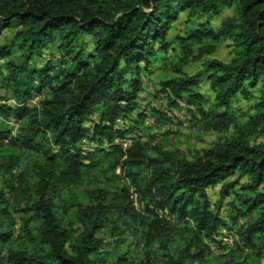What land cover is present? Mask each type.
I'll return each mask as SVG.
<instances>
[{
    "label": "trees",
    "instance_id": "1",
    "mask_svg": "<svg viewBox=\"0 0 264 264\" xmlns=\"http://www.w3.org/2000/svg\"><path fill=\"white\" fill-rule=\"evenodd\" d=\"M226 8L233 14L217 30L200 31L208 38L201 50L229 40L231 60L209 59L199 72L162 79L160 92L170 111L186 110L201 128L222 133L233 126L236 133L193 159L137 137L125 148L114 142L143 126L142 72L157 50L168 48L179 12L197 10L211 19ZM10 26L14 34L0 45V176L7 187L0 188V264H205L210 242L229 225L220 216L227 197L233 224L249 217L239 228L238 251L246 249L260 264L264 141L253 134L264 121V0H0V33ZM54 43L62 51L58 65L38 63ZM205 74L214 92L207 106L196 92ZM255 88L258 116L250 128L239 126L232 102L251 98ZM135 111L129 128L115 125ZM84 138L96 148L82 149ZM24 154L35 156L31 164ZM14 169H21L17 185L10 179ZM29 180L36 193L24 206L10 204L7 195H20ZM219 182L212 203L207 189ZM12 211L26 228L16 242ZM100 231L116 236V245L132 235L143 248L133 256L102 251Z\"/></svg>",
    "mask_w": 264,
    "mask_h": 264
},
{
    "label": "rangeland",
    "instance_id": "2",
    "mask_svg": "<svg viewBox=\"0 0 264 264\" xmlns=\"http://www.w3.org/2000/svg\"><path fill=\"white\" fill-rule=\"evenodd\" d=\"M233 14L232 8H226L220 15L208 19L206 15L200 13L197 10H183L179 12L177 19L171 24L168 30V48L166 50H157L151 57L150 65L146 70H143L141 76V89L138 93V102L140 107L138 112H142L146 115L144 118L143 126L136 131H128L123 138L127 135H132L134 138H140L142 141H148L149 143L157 144L164 150H179L182 155L188 159H193L196 156H200L203 152L210 148L215 142L223 140L225 137L232 136L236 133V128L230 126L226 132L216 133L211 130H206L196 124V121L192 119L190 113L186 114V110H179L173 108L170 111L169 103L165 99L164 93L160 92V81L162 79H168L179 75H190L201 71L204 68V62L209 59H219L221 61L228 62L233 57V47L229 40H218L211 52H205L201 50V46L208 41V38L204 36L200 31L202 29L210 28L217 30L221 22ZM16 30L15 26H10L4 29L0 33V45L7 42ZM200 34V39L192 38L191 34ZM88 42V48L92 47L91 36L86 37ZM157 46V45H156ZM62 51L57 48V43L51 46V48H45L42 51V55L37 58L38 63H43L47 60H51L52 64H57L61 58ZM1 63V62H0ZM4 73L3 69H0V76ZM2 89H0V94ZM201 96H204V106H207L208 102H212L214 92L210 87V81L205 74L196 89ZM258 92L255 89L252 90V97L245 98L239 96L234 99L231 105V113L234 114L239 126L246 125L250 128V122L258 113L255 110V104L257 102ZM206 97V98H205ZM37 99H35L36 103ZM208 101V102H207ZM181 107L187 108L186 104ZM125 120H120L115 123L119 128L125 129L133 125L136 117V112ZM12 133L16 132L17 123L10 120L6 122ZM87 128L92 127V122L87 123ZM139 136V137H138ZM253 137L258 140L264 141V121L260 120L257 126V131L254 132ZM118 141L115 139L114 142ZM80 146L85 150H94L96 147L88 146L86 142H81ZM108 145H102V148H107ZM35 156L30 154H24V159L27 164L33 162ZM13 176L10 178L14 185H17L18 178L20 177L21 169H14ZM116 172H119L117 169ZM237 175H234L225 180L230 182L234 180ZM246 182V177L239 179V184ZM3 179L0 176V188H3L4 192H7V187L4 185ZM223 182L217 183L215 186L208 188L207 193L210 201L213 203L219 198V189ZM93 186V185H92ZM238 185L235 187V189ZM20 195H14L15 192L9 194V202L14 205V202L21 203L22 206L26 204V199L36 193V186L32 180L27 181L24 187L21 188ZM132 192V190H130ZM230 198L224 200L220 209V216L225 218L228 222V226L221 228L216 235V242H210L211 253L206 258L205 264H255L257 256L249 254L246 249L238 251L239 243V228L240 225L246 222L249 217H243L232 223L230 219V213L233 211L227 203ZM134 205L138 210H142L141 206L134 200ZM13 210V209H12ZM15 217L16 224L14 226L15 233L13 240L25 239L22 235H25L26 228L23 227V219L21 213L12 211ZM120 221L121 217L119 216ZM232 231V232H231ZM21 235V236H20ZM98 236L102 238V251H109L113 255L119 252H129V254L135 255L139 252L143 246L136 242V238L132 235L126 236V239L120 245H116V236H112L105 231H100ZM248 253V254H247ZM260 264H264V259L261 258ZM106 264H111L108 261ZM192 264H198L197 262Z\"/></svg>",
    "mask_w": 264,
    "mask_h": 264
},
{
    "label": "built area",
    "instance_id": "3",
    "mask_svg": "<svg viewBox=\"0 0 264 264\" xmlns=\"http://www.w3.org/2000/svg\"><path fill=\"white\" fill-rule=\"evenodd\" d=\"M35 99H37V97H34V98L32 99V102H33V103H35ZM9 102L12 104L14 101H13L12 99H10ZM120 120H121V119L118 118V119L116 120V122H117V121H120ZM117 139H118V141H116V143L120 144L123 148H125V147L131 145L132 142H133V140H134V138H133L132 135H127V136H125V137H123V138H117ZM81 142H86V143L88 144V146H91V147H96V146H97V143H96V142L91 141V140H87L86 138L82 139ZM81 142H80V143H81ZM104 144L109 145V143H106V142H105ZM104 144H103V145H104ZM81 148L84 149L83 146H82ZM84 150H85V149H84ZM130 197H131L133 200L136 199V195L133 194V193L130 195ZM231 232H232V231H231Z\"/></svg>",
    "mask_w": 264,
    "mask_h": 264
}]
</instances>
